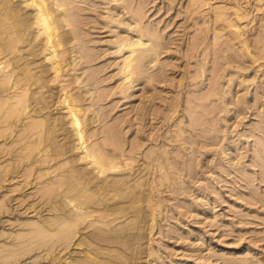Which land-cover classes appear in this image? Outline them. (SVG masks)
<instances>
[{
    "label": "rangeland",
    "instance_id": "rangeland-1",
    "mask_svg": "<svg viewBox=\"0 0 264 264\" xmlns=\"http://www.w3.org/2000/svg\"><path fill=\"white\" fill-rule=\"evenodd\" d=\"M59 1L71 3L57 12L70 15L60 31H72L77 58L51 83L52 114L64 111L60 85L78 75L63 93L83 97L87 133L104 131L106 150L119 155L115 174L144 169L141 201L101 219L89 209L69 240L40 236L33 223L55 227L80 211L68 195L44 191L65 159L22 161L1 136L0 264H264V0ZM148 38L156 47L127 76V44L147 48ZM0 62L1 76L11 65ZM38 63L49 64L43 55ZM123 231L128 239L110 241Z\"/></svg>",
    "mask_w": 264,
    "mask_h": 264
},
{
    "label": "bare ground",
    "instance_id": "bare-ground-1",
    "mask_svg": "<svg viewBox=\"0 0 264 264\" xmlns=\"http://www.w3.org/2000/svg\"><path fill=\"white\" fill-rule=\"evenodd\" d=\"M21 4L25 8H32V12H21L18 7ZM67 4L59 0H20L19 4H12L11 0H0V56L9 61L6 67L11 65V68L0 76V137L11 139L12 143L18 146L22 161L25 159L30 163L36 162L38 154L39 158L45 157L43 161L64 157L65 162L56 167L63 170V173H59L60 179L49 181L51 186L46 185L44 191L47 195L59 196L60 192L68 195L71 201L76 202L80 211L65 219H56L59 225L55 227L46 220L40 224L33 223V226L40 236L56 231L65 240L74 236L79 220L88 217L89 209L100 212L101 219L107 212L124 214L129 208L136 206V203L141 201V187L145 180V174L142 173L144 169L138 171L135 177L131 174H115L121 166L118 162L119 155L105 148L108 142H111L109 138L105 141L104 131L102 136L98 135L99 131L87 133L85 120L82 118L86 111L82 108L83 97L77 92L75 96L63 93L71 86L77 87L80 80L78 75H72L66 85H60L63 95L60 103L64 111L58 116L52 114L51 107L55 103L56 94L51 83L59 82V73L65 71L63 68L66 65H73L74 68L77 58L76 51L70 50L74 47L73 43L67 46L74 40L69 34V31H72H60L71 25L70 15L57 12L62 8L65 10ZM219 17L223 19L220 15ZM141 36L146 34L141 33ZM148 40L152 41L149 38ZM152 43V46L147 48H140L143 45L141 41L127 44L130 54L123 64V71L127 76L138 74L141 69L140 62L143 64L147 53L153 51L157 45L153 41ZM63 46L65 49H59ZM73 52L75 58L71 59ZM7 55L10 57L7 58ZM40 55H43V61L49 64L38 63ZM241 55H246V52H241ZM2 67L0 62V68ZM52 71L54 76H51ZM33 87L48 88L49 90L44 92L47 96L40 92L36 97L37 92ZM10 89H13V92L4 98L5 92L8 93ZM217 95L215 89L209 96ZM27 114H30V117L25 116ZM67 123L73 127V132L66 126ZM59 136L62 137L61 140H58ZM81 147L83 152L80 150L79 156L74 155V150ZM78 160L87 161L86 165L92 169L88 166L78 168ZM38 163L41 162L38 160ZM58 164L60 165V162ZM26 173L28 174V170ZM39 173L42 177L41 168ZM123 199L128 200L122 201ZM109 200L112 201L108 202ZM55 204L60 205L57 202ZM98 234L100 232H95L93 236ZM122 234H125V231L121 234H111L110 241L122 242L128 239ZM136 238L139 239L140 236L136 235ZM81 262L86 263L84 260L79 261Z\"/></svg>",
    "mask_w": 264,
    "mask_h": 264
}]
</instances>
